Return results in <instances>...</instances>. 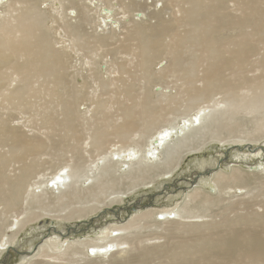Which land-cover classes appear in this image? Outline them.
<instances>
[{"label": "bare ground", "instance_id": "bare-ground-1", "mask_svg": "<svg viewBox=\"0 0 264 264\" xmlns=\"http://www.w3.org/2000/svg\"><path fill=\"white\" fill-rule=\"evenodd\" d=\"M57 5V12H73L69 17L78 20L73 25L68 17H53L71 43L66 48L59 47L62 35L52 38L45 28V12ZM126 14L136 18L129 26ZM96 15L102 27L129 29L125 42L110 49L114 58L104 72L101 57L75 64L72 54H92L110 45V35L88 30ZM0 16V73H13L6 78L11 86L17 83L12 98L35 79H45L57 91L52 100L57 116L42 120L46 140L0 127V143L8 147L0 155V255L41 217L71 222L97 212L84 199L106 192L109 179L112 185L124 180L122 186L132 189L173 172L183 155L196 149L192 144L203 138V130L212 135L204 142L234 137L256 145L264 140V0H0ZM161 60L165 64L156 69ZM89 63L86 76L83 67ZM90 79L102 89L96 99L85 97ZM112 91L119 98L114 99L117 111L110 114L103 96ZM33 98L31 94V104ZM211 101L214 105L203 106ZM93 106L94 116L87 118ZM207 108L212 110L207 113ZM150 132L154 135L144 149L138 135L143 140ZM112 139L122 143L118 150L108 148ZM86 141L97 153L103 151L92 163L96 168L103 162L100 174L107 180L84 188L94 174L93 166L86 167ZM124 142L140 148L129 149ZM185 146L190 147L183 151ZM125 149L127 155L121 157ZM57 152L72 153L73 164L66 154L58 155L56 163L42 161L43 155ZM263 154H234L263 161L248 170L239 164L217 173L214 159L200 160L197 166L206 170L197 183L171 198L172 204L152 203L165 205V211H139L129 221L77 239L65 226L50 234L35 255L24 254V264H264V180L256 184L258 190L249 188L264 177ZM47 165L60 172L31 184ZM116 166L124 169L118 176L111 169ZM38 185L46 187L30 189ZM238 190L246 191L238 195Z\"/></svg>", "mask_w": 264, "mask_h": 264}, {"label": "rangeland", "instance_id": "rangeland-1", "mask_svg": "<svg viewBox=\"0 0 264 264\" xmlns=\"http://www.w3.org/2000/svg\"><path fill=\"white\" fill-rule=\"evenodd\" d=\"M158 7H161L162 2L158 3ZM57 8L54 9L53 12H45V28L49 31L51 34V37H58L59 35H62L64 43L61 44L59 47H68L71 45V43L67 40L65 37V33L62 31L61 28H58V24L54 23V18H65L68 17L71 20V17H69L68 14L73 12H57L58 10H61L58 5ZM141 12L136 13L138 16ZM121 17L123 15H120ZM129 18V25L132 24L133 20L136 19L135 15H132L134 17H131V15H125ZM1 17V16H0ZM54 17V18H53ZM94 17V16H93ZM71 23L73 25L78 24V20L76 18H72ZM127 24V23H126ZM89 27V24L87 28ZM89 32H91L95 36H107L110 35L111 39L108 40L110 45L106 43L104 46H100V49L94 51L92 54L86 53L83 51L80 52H74L72 51L74 63L78 62L79 59L84 60L85 62L89 58H97L100 59L101 57V64L102 71H105V66L108 62H110L114 57H112L109 54V51L111 48L116 47L117 45L125 42L126 35L128 34V27L122 30H114V29H107L106 27L101 26L99 15H96V18L94 17V20L90 27L88 28ZM68 52H71L70 49H66ZM77 53V54H76ZM93 58V59H94ZM165 64L164 60H161L159 62V65L156 67V69L161 68ZM91 63L88 65L84 64V75L89 76L90 72L89 67ZM135 70V69H134ZM11 74H13L10 71H2L0 73V127L2 125H7L9 129L13 131H25L28 133V135H39L42 139L46 140V134L47 131L45 129H41L43 125V119L49 116H57V112L53 109L52 100L56 96L57 91L53 89L52 84L46 81L45 79H39V80H32L30 82V85L27 89H22V93L17 96L16 98H12V95H14V89L17 86V83H14L13 86L9 85V83L6 82V78L11 77ZM132 80H130L131 82ZM81 82V79L79 80ZM19 84V83H18ZM160 87H156L154 90L156 91ZM85 97L88 98H94L96 99L102 94V89L98 87L96 82L93 79H90V84L88 87L84 90ZM31 94H33L34 98L32 99V104L30 103V97ZM223 95H216L214 96L213 101H217L218 99H221ZM84 97V98H85ZM119 98L116 91L110 92L109 95L103 96L104 100H108V109L112 110L109 111L110 114L115 113L117 111L118 106L114 103V99ZM205 103V106H212L214 103ZM211 104V105H209ZM81 110H86V105H81ZM93 108V109H92ZM91 115L90 112H87L86 117L91 118L90 116H94L93 110L94 106L92 107ZM114 110V111H113ZM211 108H207V113L211 111ZM95 119V118H94ZM245 119H239V122L244 121ZM92 122V121H91ZM81 128V127H80ZM155 129V128H154ZM162 130V129H161ZM160 130V131H161ZM83 132V130H82ZM154 132H151L146 137V134L142 136L143 140L141 139V135H138L139 142H141L140 146L145 147L148 146V140L154 135ZM156 133V132H155ZM45 134V135H44ZM151 135V136H150ZM200 135V134H199ZM203 138H199V143L197 145H193L192 147L196 148L192 151H189L183 155V157L178 162L177 167L173 170V172L162 174L160 176L152 177V181L149 182L148 179H146L145 184L137 186L135 188L130 189L127 186H122V181L124 180H117L115 181L114 185L112 181L107 180L104 178L103 174H100L102 168L104 167V164L102 161L97 164L98 166L95 168L93 161H96L99 159L101 153L103 151H99L97 153L95 149H91L92 146L85 144L86 149L89 152H84V156L86 157V167L93 166L92 171L94 174L91 176L90 179L87 180V183H83L82 186L85 188L95 186L100 181H108L107 185H111L110 187L106 186V192H102L99 195L97 199L94 197H86L84 199V202H86L85 206H97L98 211L94 214L89 215L88 217L81 218L75 221H61L60 219H52L51 217H41L37 222L34 224L28 225L24 231L20 233L18 238L14 243L9 245V248L7 250L3 251L0 255V264H24V254L28 253L29 258L31 255H35L37 252V248L40 245H43L42 243H45V241L53 234L55 231L59 230H66L67 226L73 231L70 232V237H74V239L85 237L87 233L94 230H99L100 227L109 226V224L116 223L117 221H129L134 216L138 215L141 211H145L149 208L156 209L158 212H162L166 210L165 205H161L160 207L153 206L156 201L161 200L162 202H168L171 200V198H177L181 194L187 191L186 187H191V185H194L199 181V179L203 176L202 174L205 173L206 169H199L200 167L197 166V163H199L200 160H211L214 159L215 164L210 167H213L215 170L214 172L217 173L220 170H224L227 167H232L234 165L242 166L244 169L248 170L249 167H257L260 163H262L263 160L255 159V161H249L247 159H237L234 157V154H243L244 156H249L252 153L256 151H262L264 153V140L261 142L255 143L256 145H251V142L245 141L244 143H238L240 141L239 138L234 137H228L224 142L220 143L219 141H207L204 142V138L206 140H209V138L212 136L211 133H209L207 130H203L201 132V135ZM60 139V138H59ZM135 139L136 136H135ZM134 139V140H135ZM137 139V141H138ZM140 139L142 141H140ZM147 141H145V140ZM0 140H1V134H0ZM58 141V136L57 139ZM61 140V139H60ZM69 140V139H68ZM113 140V139H112ZM85 142V143H86ZM146 142V143H143ZM126 144V142H124ZM147 144V145H144ZM191 144V143H190ZM243 144V145H240ZM244 144H248L249 146H246ZM84 145V146H85ZM122 143H118V140L114 139L111 144L108 146L111 149L120 148ZM128 145V143L126 144ZM144 145V146H143ZM189 145V143H188ZM239 145L240 147H236ZM187 147L185 146L182 148V150H186ZM7 146H4L0 143V155H3L5 151L7 150ZM128 148H138L136 146H132V144L129 143ZM147 148V147H146ZM242 149V150H241ZM109 150V152H110ZM127 150V151H126ZM179 150V149H178ZM183 150V151H184ZM123 155L121 157H124L127 155L128 149H125ZM101 152V153H100ZM63 154L60 152H57L55 155H43L42 161H51L54 160V163H56L57 156ZM66 154V155H65ZM65 160L69 162L70 165L73 164V160L71 161L72 153H64ZM264 155V154H263ZM50 156V157H49ZM55 156V157H54ZM95 158V159H94ZM115 157V159H117ZM264 158V157H263ZM123 159V158H122ZM240 160V161H239ZM90 161V162H89ZM88 163V164H87ZM217 163V164H216ZM238 163V164H237ZM244 164V165H243ZM258 164V165H257ZM14 166V164L12 165ZM18 166V165H15ZM224 166V167H223ZM142 167H146L145 164L142 165ZM10 169L13 170V167ZM90 169V168H89ZM111 169L118 170V172L115 174L116 176L122 174L124 169L121 166L112 167ZM230 170V169H229ZM131 171V169H130ZM166 172V169L164 170ZM59 169L55 170L54 168H50L49 165L38 169V174L35 178H33L31 184H36L38 182L46 181L48 179H51L56 173H59ZM65 172H70L69 169H67ZM164 173V172H163ZM214 173V174H215ZM201 174V175H200ZM149 176V175H148ZM141 177V175H140ZM145 177H147L145 175ZM264 177L261 176L258 178V181L255 183H250L249 188L258 190L256 187V184L258 182H263ZM129 182V181H127ZM45 188V185H38L31 187L30 189H33L36 192H39L41 188ZM105 188V187H104ZM105 190V189H103ZM244 191L246 190H238L236 193L238 195L244 194ZM99 193V191L97 192ZM92 199V202L90 201ZM95 199L96 201H94ZM102 199V202H101ZM134 199V200H133ZM115 200V201H113ZM100 201V202H99ZM113 201V202H112ZM88 202V203H87ZM98 202V203H96ZM165 203V204H166ZM171 203V201L169 202ZM172 204V203H171ZM127 207H130L127 209ZM163 208V210H162ZM174 208V205L171 207H167V210H171ZM140 211V212H139ZM139 212V213H138ZM57 215V213H53V215ZM159 220L162 221V215L157 216ZM156 218V219H157ZM12 220V219H11ZM78 223V224H77ZM62 226V227H60ZM35 228V231L33 229ZM82 231V232H81ZM152 231V230H149ZM78 232V233H77ZM32 233V234H31ZM48 233V235H47ZM51 234V235H50ZM33 235V236H32ZM48 236V237H46ZM44 241V242H43ZM32 242V243H31ZM31 243V244H30ZM28 245V246H27ZM31 245H33L31 247ZM25 247V248H24ZM34 247V248H33ZM31 249V251H28L27 249ZM26 249V251H25ZM34 250V251H33ZM90 254H92L90 252ZM28 259V258H27Z\"/></svg>", "mask_w": 264, "mask_h": 264}]
</instances>
